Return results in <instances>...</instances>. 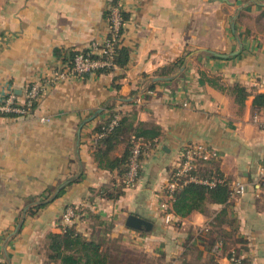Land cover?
Returning <instances> with one entry per match:
<instances>
[{
    "label": "crops",
    "instance_id": "crops-1",
    "mask_svg": "<svg viewBox=\"0 0 264 264\" xmlns=\"http://www.w3.org/2000/svg\"><path fill=\"white\" fill-rule=\"evenodd\" d=\"M110 4L0 0V103L13 94L20 105L30 83L48 82L32 114H0V264H44L46 238L61 232L62 214L71 206L112 225L105 233L107 245L111 249L113 243L116 256H125L128 264H228L217 246L208 250L217 238L246 264H264V180L258 177L264 132L252 121L259 108L251 86L254 80L264 82V36L240 23L243 16L263 13L264 0H123L127 66L52 81L68 68L70 53L104 42ZM237 50L228 58L210 53ZM183 56L178 76L165 80L179 68L159 76ZM235 85L245 94L241 104ZM112 106L123 113L135 110L138 122L161 134L143 153L135 185L107 201L98 193L116 173L97 167L91 147ZM194 144L215 149L219 172L232 184H245L246 192L184 218L170 210L172 221L165 223L163 188L181 149ZM123 150L119 144L113 154ZM62 184L64 192L56 198ZM129 215L150 222L151 232L128 229ZM85 217L72 225L85 237L98 234ZM215 218L211 231L202 232Z\"/></svg>",
    "mask_w": 264,
    "mask_h": 264
},
{
    "label": "trees",
    "instance_id": "trees-1",
    "mask_svg": "<svg viewBox=\"0 0 264 264\" xmlns=\"http://www.w3.org/2000/svg\"><path fill=\"white\" fill-rule=\"evenodd\" d=\"M262 16H264V12ZM85 51L89 50L85 49ZM75 53L76 52L68 55L67 59H70L68 68L72 66V59ZM92 58L95 59L97 56H92ZM129 58V49L124 47L122 43H119L112 58L113 64L116 68L124 69L129 62ZM184 61L185 56L181 57L173 65L162 69L159 72V76L167 77L171 75L174 70L178 69L184 63ZM98 71L102 74H108L113 70L101 69ZM151 89H153V86L150 90ZM232 91L236 94V101L241 104L245 97L242 88L235 85ZM253 105L259 109L264 108V95L257 94ZM35 106L34 104L32 107L33 110ZM116 115L119 116V119L116 125L110 129L109 125ZM160 134V130L157 127H148L144 123L138 122L137 112L135 110L123 113L121 111H115L114 106L109 108V118L96 127L94 131L96 139L91 147V155L97 167L110 173H116V178L111 181V184L100 189L98 197L101 200L116 201L123 196L126 189L125 177L129 170V160L134 141L140 139L144 145H147L148 147L144 148L142 151L146 152L152 147L155 143L154 140L157 139ZM119 144L124 145V150L121 155L116 156L113 153ZM214 161L215 160H198L196 168L191 172V175L206 180L220 179L221 183L213 188L195 183H188L182 186L173 194V200L170 204V210L175 216L184 218L189 216L192 212L204 213L207 204H228L233 184L223 177ZM174 172V170H171L169 175L170 179L174 175ZM79 179L80 178H78V180ZM78 180H75L73 183ZM51 192L52 189L48 188L45 191L46 197H49ZM63 192L64 189L59 192L56 198L60 197ZM41 207H43V205L29 210L28 215H34ZM70 208L81 221L86 218L85 216L87 213L88 219L93 224L94 231L98 234L95 233L90 237H85L79 233L72 224L66 227L64 232L50 233L46 238L44 264H128L125 258H115L107 245L108 241L105 239V233L111 228L112 225L110 223L102 220L99 216L92 215L82 206H71ZM215 221H217V218L214 219V224H212L211 227L216 225ZM218 243H220L221 246L220 248H216L215 251L225 252L227 258L232 255L240 257L237 251L228 249L225 241L221 238H217L215 241L211 242L208 246V250L211 252L213 247L217 246ZM241 262L242 264H246L242 258Z\"/></svg>",
    "mask_w": 264,
    "mask_h": 264
},
{
    "label": "built area",
    "instance_id": "built-area-1",
    "mask_svg": "<svg viewBox=\"0 0 264 264\" xmlns=\"http://www.w3.org/2000/svg\"><path fill=\"white\" fill-rule=\"evenodd\" d=\"M122 2L123 0H111V4L108 11V35L103 43H92L88 48L89 51L80 50L77 51L72 59V66L68 69H63V71L57 72L54 75L55 80H64L69 74L76 77H83L84 75L95 72L101 69H116V66L112 62L113 55L115 53L116 47L122 42L123 37V27L124 18L122 13ZM92 56H97L93 59ZM48 84L47 81H34L28 85L25 93L24 102L20 105L15 103V96L13 94L9 95L0 103V114L12 113L19 116H27L32 114L33 105L38 103L45 92V86ZM253 89L257 94L264 95V82L261 80H254L251 84ZM119 116L116 115L111 121L109 128H113ZM41 122H48V118H41ZM252 121L256 124L260 131L264 132V108H260L255 111L252 115ZM148 147L144 143L137 139L134 141V146L131 150V156L129 160V170L125 177L126 189H131L137 180L138 171L140 168V157L143 155V149ZM219 155L217 151L208 145L204 144H194L187 145L183 147L179 153L178 163L173 169L174 175L172 178H168L164 188L163 195L165 200L160 204V210L162 211V216L165 223H170L172 221V215L170 212V204L173 200V194L179 190L182 186L188 183H195L199 185H204L209 188L215 187L217 184L221 183V180H206L200 179L191 172L196 168V163L198 160L202 161H213L218 159ZM259 179L264 180V157L261 162L259 171ZM246 186L243 183L236 182L232 185L230 191V198H238L245 194ZM78 219L74 211L68 207L62 214L61 232H64L68 224H73V222ZM210 225L203 228L202 232H208L210 230ZM221 244H217V248H220ZM228 264H242L241 257L235 255L227 258Z\"/></svg>",
    "mask_w": 264,
    "mask_h": 264
},
{
    "label": "water",
    "instance_id": "water-1",
    "mask_svg": "<svg viewBox=\"0 0 264 264\" xmlns=\"http://www.w3.org/2000/svg\"><path fill=\"white\" fill-rule=\"evenodd\" d=\"M232 27V30L234 31V26L231 25ZM238 42V45H239V48L242 47V44L239 40H237ZM213 56L215 57H223V58H228V57H233V56H237L239 54V50L231 53L230 55H220V54H217V53H213V52H210ZM184 67H181L179 68L178 70V73H176L175 75L173 76H170V77H167L165 78V80H171L172 78L176 77L179 75L180 72H182ZM64 187V184L60 185V187L56 190L55 192V197L57 196V194L59 193V191ZM125 226L128 228V229H131L133 231H137V232H140V233H150L151 230H152V224L144 219H141L139 217H136L134 215H129L126 219V222H125Z\"/></svg>",
    "mask_w": 264,
    "mask_h": 264
},
{
    "label": "rangeland",
    "instance_id": "rangeland-1",
    "mask_svg": "<svg viewBox=\"0 0 264 264\" xmlns=\"http://www.w3.org/2000/svg\"><path fill=\"white\" fill-rule=\"evenodd\" d=\"M241 26L245 28H249V32L254 31V33L259 34L264 36V16H262V13L260 14H255V15H248V16H243L241 21ZM111 249H113L111 252L113 253L112 255L116 258H120L116 256V253L114 251L118 250L115 246H113L112 243ZM125 257V256H123ZM121 257V258H123ZM120 258V259H121Z\"/></svg>",
    "mask_w": 264,
    "mask_h": 264
}]
</instances>
